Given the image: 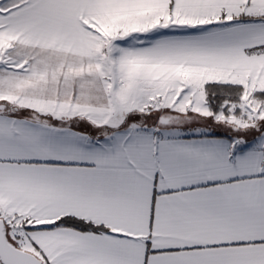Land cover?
Segmentation results:
<instances>
[{
    "label": "snow or ice",
    "instance_id": "1",
    "mask_svg": "<svg viewBox=\"0 0 264 264\" xmlns=\"http://www.w3.org/2000/svg\"><path fill=\"white\" fill-rule=\"evenodd\" d=\"M0 264H264V0H0Z\"/></svg>",
    "mask_w": 264,
    "mask_h": 264
}]
</instances>
